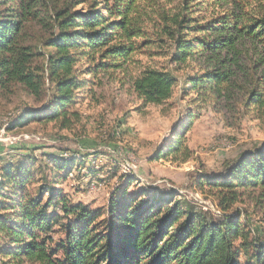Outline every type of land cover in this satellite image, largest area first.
Segmentation results:
<instances>
[{"label":"trees","instance_id":"obj_1","mask_svg":"<svg viewBox=\"0 0 264 264\" xmlns=\"http://www.w3.org/2000/svg\"><path fill=\"white\" fill-rule=\"evenodd\" d=\"M156 43L167 45L172 62L203 60L204 71L186 81L191 90L221 94L239 77L247 101L262 105L263 1L0 0V96L20 88L44 99L10 126L54 121L70 127L79 118L73 108L80 90L92 93L101 74L125 72L133 54L154 52ZM129 81L143 104L159 105L171 97L176 77L144 66ZM181 145L174 139L156 157L176 155ZM46 156L50 170L62 171L54 181L47 173L35 179L37 156L1 167V264H264V241L239 210L228 212L245 189L264 197V143L220 174L201 173L199 187L214 195L221 219L173 193L129 190L137 179L125 173L106 209L72 202L56 185L84 159ZM241 251L248 254L243 263Z\"/></svg>","mask_w":264,"mask_h":264},{"label":"rangeland","instance_id":"obj_2","mask_svg":"<svg viewBox=\"0 0 264 264\" xmlns=\"http://www.w3.org/2000/svg\"><path fill=\"white\" fill-rule=\"evenodd\" d=\"M143 1L164 5L179 0ZM159 45L152 46L151 55L133 54L125 72L101 74V84L92 93L80 90L73 108L79 118L67 128L54 121L10 126L24 108H38L44 99L35 101L20 88L0 96V175L3 165L30 163V158L37 156L35 179L41 182L47 173L46 179L54 181L62 171L50 170L46 155H80L84 163L56 185L72 202L106 209L110 194L121 186L125 173L137 179L129 190L144 187L160 195L173 193V199L221 219L223 211L216 198L206 186L199 187L198 180L204 172L220 174L242 153L264 143V94L262 105L249 103L239 77L221 94L193 91L186 81L204 71L203 60L172 62L167 45ZM144 66L168 69L176 77L171 97L162 104H143L131 89L129 78ZM174 139H181L180 152L156 157ZM185 151L189 154L186 159ZM38 184H32L29 191L35 193ZM236 209L255 237L264 241V197L259 190H243L228 212ZM247 257L240 252L242 263Z\"/></svg>","mask_w":264,"mask_h":264},{"label":"built area","instance_id":"obj_3","mask_svg":"<svg viewBox=\"0 0 264 264\" xmlns=\"http://www.w3.org/2000/svg\"><path fill=\"white\" fill-rule=\"evenodd\" d=\"M65 154V153H64Z\"/></svg>","mask_w":264,"mask_h":264}]
</instances>
